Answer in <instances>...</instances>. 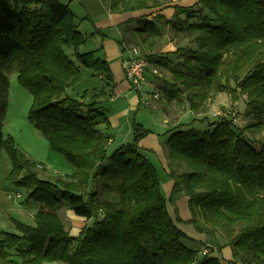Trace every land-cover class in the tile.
I'll use <instances>...</instances> for the list:
<instances>
[{
  "label": "trees",
  "instance_id": "16d2710c",
  "mask_svg": "<svg viewBox=\"0 0 264 264\" xmlns=\"http://www.w3.org/2000/svg\"><path fill=\"white\" fill-rule=\"evenodd\" d=\"M102 1L113 14L171 2ZM173 10L169 20L156 14L123 27L122 54L136 47L148 66L169 74H154L159 83L152 94L171 116L206 112L228 93L235 103L245 97L247 124L240 131L224 118L203 131L169 130L164 150L174 185L166 197L138 147L148 130L133 123L132 143L108 151L112 137L98 127L109 126L102 104L112 94L113 74L94 52H81L86 38L69 5L0 0V156L6 151L15 184L40 205L33 226L14 222L17 234L0 233V264H221L182 243L185 234L168 211V205L177 210L181 196L197 233L227 239L232 264H264V0H196ZM164 26L187 43L161 55ZM82 68L100 87L74 97L69 91ZM10 72L31 95L28 121L72 167L65 178L41 179L37 165L3 137ZM62 208L85 221L76 235L66 229Z\"/></svg>",
  "mask_w": 264,
  "mask_h": 264
},
{
  "label": "rangeland",
  "instance_id": "374dc122",
  "mask_svg": "<svg viewBox=\"0 0 264 264\" xmlns=\"http://www.w3.org/2000/svg\"><path fill=\"white\" fill-rule=\"evenodd\" d=\"M195 2L196 0H171V2L156 9L171 7L173 4L191 7ZM164 32L166 38L162 37L156 50L159 54H167L165 46L168 43V39L171 40L170 43H173V41L176 42L175 49L178 46L183 47L186 45L187 42L182 41L181 38L175 37L170 29H166ZM91 45L92 44L89 40L88 46ZM81 71V76L83 78L82 82H79L73 90L69 91L74 97H76V94L81 93L86 85L88 86L90 84L89 86H91L92 83L96 84V82H98L97 80H94L91 81V83L87 80L88 78H86V76L90 75L89 70L82 68ZM157 76L161 77V79H170L169 74L161 71H157ZM7 77L9 81V89L7 111L2 126L3 137H11L16 149L26 159L35 163L37 166H40V168L36 166V172L41 179L54 180L58 177L65 178L64 174L72 172V167L61 156L50 150L46 140L28 121L27 116L32 103L31 95L18 84L16 72L8 73ZM151 100H153L151 99V96L142 95L140 104L141 111L138 118L143 120L146 118L147 122L152 125L161 122L162 114L151 110L153 109ZM147 101H149L150 107L146 106L145 103ZM120 104L123 103L118 102V107L115 105L111 109V112H114L119 108ZM245 108L246 101L244 96H239L238 101L235 103L230 94L221 93L209 103L206 112L192 114L190 111L186 110L182 114L180 121L183 124L184 129L189 128L203 131L208 128L210 123L226 118L231 119L237 129L241 131L247 124V119L244 117ZM194 117H196L195 120ZM262 135L264 136V132ZM132 141L133 139H130L129 143H132ZM11 169V160L6 151H2L0 156V233L8 232L17 234L18 231L15 228L14 222L33 226L34 215L40 205L27 199L26 190L16 185L14 179L11 177ZM158 170L159 178L163 179L162 169L159 167ZM178 205L179 206L177 207L175 203L177 210H174L173 206L168 205V211L169 216L175 222L176 226L185 234L182 243L189 249L197 251L199 257H202L201 250L204 245L207 244L209 245L207 255L220 257L221 264H232V253L229 250L224 251L225 247H228L227 239L219 232H215L209 236L197 233L189 223L191 220V214L188 209L185 211V202H180ZM67 211L66 208H62L58 213L65 222L66 229L71 232L72 235H76L85 225V222L72 218L71 214H69L70 218L67 217ZM176 217L180 219V222L176 221Z\"/></svg>",
  "mask_w": 264,
  "mask_h": 264
},
{
  "label": "crops",
  "instance_id": "0c3cea01",
  "mask_svg": "<svg viewBox=\"0 0 264 264\" xmlns=\"http://www.w3.org/2000/svg\"><path fill=\"white\" fill-rule=\"evenodd\" d=\"M62 4H68L75 15V21L78 25V30L85 36L86 43L80 49L81 52H94L95 56L106 61L113 74L114 88L112 94L107 100L103 101L102 108L108 118V128L104 125H100L98 128L110 135L112 138L108 145V151H114L120 146L130 142L133 139L132 125L133 123L139 124L149 131V134L141 139L138 143L140 152L151 162L158 173V168L160 167L163 172V179H160L163 192L166 197H169L173 188V181L169 177L168 160L164 150V143L168 136V131L174 127L180 126L182 129L183 124L181 123V116L186 111H182L176 114L174 117L171 114L165 112L162 108V103L152 101L153 104L152 111L160 112L162 114V120L160 123L150 124L145 120L139 119L140 114V104L142 95L151 96L152 93L158 92L159 81L152 72L154 68L149 65L145 71V81L146 83L142 86L141 90H134L129 83L124 78V73L122 69V48L120 44L121 40V29L125 26L134 28L137 26L138 21L142 18H147L151 20L156 14L164 17V19H171L174 10L173 6H182L178 4H173L171 7L161 8V9H151L143 10L131 13L123 14H113L110 13L103 3L102 0H58ZM185 7V6H182ZM166 29L163 28V37L166 38L164 34ZM90 40L91 46H88V41ZM167 45L165 46V51L171 53L175 51L176 42L170 43L171 40H167ZM82 72V71H81ZM86 78L89 82L97 80L96 84H91V86H85L82 91L90 90L92 88L100 87L99 79L94 77L90 72ZM83 78H81L82 82ZM94 85V86H93ZM118 102L123 104L119 105L114 112L111 109L116 105L118 107ZM107 107V108H106ZM150 107V106H149ZM148 108V107H147ZM138 119V120H137ZM196 117H194V120ZM159 127V128H157ZM159 129V130H156ZM188 129V128H187ZM113 149V150H110ZM64 174V176L70 175ZM159 174V173H158ZM185 200V201H184ZM185 202V211H187L188 199L181 196L177 201L176 205ZM80 220L73 215L72 212L67 211L66 215L70 218ZM185 214V213H184ZM72 234V233H71ZM230 251V247H225L224 251Z\"/></svg>",
  "mask_w": 264,
  "mask_h": 264
},
{
  "label": "built area",
  "instance_id": "2783aa9c",
  "mask_svg": "<svg viewBox=\"0 0 264 264\" xmlns=\"http://www.w3.org/2000/svg\"><path fill=\"white\" fill-rule=\"evenodd\" d=\"M121 60L125 80L134 90H141L142 86L146 83L145 71L148 66L146 58L141 55L136 47H130L122 54ZM153 74H157V71L153 70ZM151 99L157 100L158 95L152 94ZM145 104L146 106H150L149 101ZM37 167L40 168V166ZM208 248L209 245H204L201 250L203 256L208 254Z\"/></svg>",
  "mask_w": 264,
  "mask_h": 264
}]
</instances>
